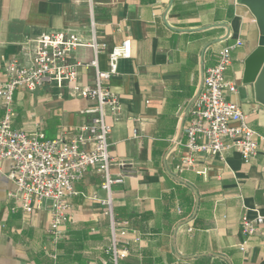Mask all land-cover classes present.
<instances>
[{
	"label": "crops",
	"instance_id": "crops-1",
	"mask_svg": "<svg viewBox=\"0 0 264 264\" xmlns=\"http://www.w3.org/2000/svg\"><path fill=\"white\" fill-rule=\"evenodd\" d=\"M93 21L100 41L109 47L131 39L130 58L108 83L120 101V114H109L112 155L134 172L112 187L114 213L128 220L129 255L120 264H264V225L240 245L242 217L264 216V142L246 162L238 151L225 161L200 155L196 170L177 171L185 153L186 113L201 89L205 70L216 63L219 50L241 38L226 78L238 85L228 98L249 116L264 136V106L252 84L243 82L245 59L257 46L259 28L248 7L237 0H98ZM72 29L88 36L92 17L85 0H0V70L11 59L30 65L36 41L47 32ZM91 47H79L71 59L83 63L79 82L95 84ZM99 67H108L107 51ZM93 102L75 92L71 83L17 91L12 124L48 137L68 136L87 123L82 113ZM6 109L0 100V119ZM134 129L137 135H134ZM12 162L0 166V264H103L110 259L112 228L102 199L103 175L91 168L68 197L70 219L64 236L49 233L51 203L26 215L16 206L9 178ZM122 170L114 164L111 171ZM16 209L13 210V207ZM190 228L192 230H190ZM133 233L140 241L132 240Z\"/></svg>",
	"mask_w": 264,
	"mask_h": 264
},
{
	"label": "built area",
	"instance_id": "built-area-1",
	"mask_svg": "<svg viewBox=\"0 0 264 264\" xmlns=\"http://www.w3.org/2000/svg\"><path fill=\"white\" fill-rule=\"evenodd\" d=\"M85 1L92 17L90 35L72 29L43 33L36 41L30 65L11 59L0 70V100L6 109L0 119V166L5 160L12 162L8 176L17 191L10 192L9 197L15 199L16 206L21 207L26 215L35 213L46 202L51 203L48 231L55 240L64 236V224L70 219L68 197L76 193L75 183L81 181L91 168L100 171L103 175L101 188L107 193L101 201L112 228L111 256L103 264H120V260L130 253V241L123 240L120 245L119 239L127 238L130 229L128 220L115 216L112 187L134 176V172L125 169L126 163L116 162L112 155V124L107 116L120 114V101L108 83L117 75L120 60L131 57L132 46L130 38L112 47L100 41L93 21L98 0ZM243 44V39L237 38L223 46L216 63L205 70L201 89L187 109L185 139L181 143L185 153L176 165L177 171L196 170L200 155L217 156L225 161L226 153L234 150L249 162L259 154L264 136L251 126L242 107L228 98V94L238 92V85L226 78V72L232 65L234 50ZM79 47H91L94 51V58L84 64L95 70L94 85L79 82V67L83 63L71 59V53ZM103 51L108 55L106 70L99 67V55ZM66 82L73 85L76 93L93 102L92 107L81 111L92 114V118L75 134L68 136L61 132L48 137L41 131H26L13 126L17 91H34ZM134 135H137L136 129ZM114 164L122 167L117 175L111 171ZM260 225H264L262 215L254 220L242 217V233L246 238L240 245L242 251L246 250L249 239ZM132 240L138 242L140 236L133 233Z\"/></svg>",
	"mask_w": 264,
	"mask_h": 264
},
{
	"label": "water",
	"instance_id": "water-1",
	"mask_svg": "<svg viewBox=\"0 0 264 264\" xmlns=\"http://www.w3.org/2000/svg\"><path fill=\"white\" fill-rule=\"evenodd\" d=\"M249 8L259 28L257 46L245 59L243 82L252 84L255 99L264 106V0H237Z\"/></svg>",
	"mask_w": 264,
	"mask_h": 264
}]
</instances>
